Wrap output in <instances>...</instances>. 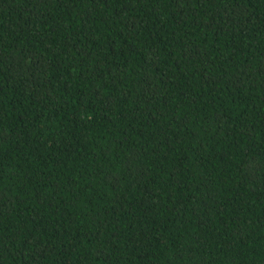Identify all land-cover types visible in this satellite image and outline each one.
Wrapping results in <instances>:
<instances>
[{
    "label": "trees",
    "instance_id": "16d2710c",
    "mask_svg": "<svg viewBox=\"0 0 264 264\" xmlns=\"http://www.w3.org/2000/svg\"><path fill=\"white\" fill-rule=\"evenodd\" d=\"M0 264H264V0H0Z\"/></svg>",
    "mask_w": 264,
    "mask_h": 264
}]
</instances>
